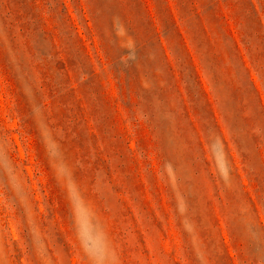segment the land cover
Instances as JSON below:
<instances>
[{
    "label": "rangeland",
    "instance_id": "374dc122",
    "mask_svg": "<svg viewBox=\"0 0 264 264\" xmlns=\"http://www.w3.org/2000/svg\"><path fill=\"white\" fill-rule=\"evenodd\" d=\"M0 264H264V0H0Z\"/></svg>",
    "mask_w": 264,
    "mask_h": 264
}]
</instances>
